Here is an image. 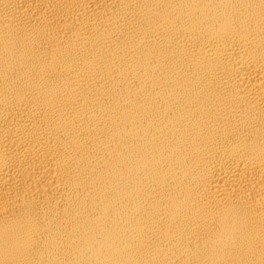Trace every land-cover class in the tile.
<instances>
[{
    "label": "bare ground",
    "instance_id": "6f19581e",
    "mask_svg": "<svg viewBox=\"0 0 264 264\" xmlns=\"http://www.w3.org/2000/svg\"><path fill=\"white\" fill-rule=\"evenodd\" d=\"M0 264H264V0H0Z\"/></svg>",
    "mask_w": 264,
    "mask_h": 264
}]
</instances>
